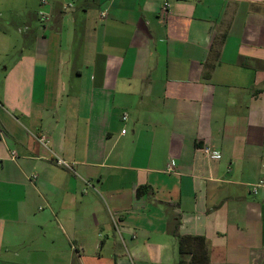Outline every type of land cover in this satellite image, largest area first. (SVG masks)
Wrapping results in <instances>:
<instances>
[{"label":"crops","instance_id":"0c3cea01","mask_svg":"<svg viewBox=\"0 0 264 264\" xmlns=\"http://www.w3.org/2000/svg\"><path fill=\"white\" fill-rule=\"evenodd\" d=\"M30 1L0 0V264H264V0Z\"/></svg>","mask_w":264,"mask_h":264},{"label":"trees","instance_id":"16d2710c","mask_svg":"<svg viewBox=\"0 0 264 264\" xmlns=\"http://www.w3.org/2000/svg\"><path fill=\"white\" fill-rule=\"evenodd\" d=\"M180 237V250H181V254L183 255L186 250L185 248L186 246V239L191 238L189 236H179ZM201 241L200 243V249L202 250V255L199 259H200V263L201 264H207L208 263V255H207V249H206V242H205V238L204 237H198ZM196 260V257L193 258V262ZM184 257H181V263H184Z\"/></svg>","mask_w":264,"mask_h":264},{"label":"built area","instance_id":"2783aa9c","mask_svg":"<svg viewBox=\"0 0 264 264\" xmlns=\"http://www.w3.org/2000/svg\"><path fill=\"white\" fill-rule=\"evenodd\" d=\"M43 2H45V1H43ZM43 16H44V14H43ZM123 118L126 119L127 115H124ZM125 132H126V129H123L122 133L124 134ZM204 151L207 155H213L215 157H219V152L211 150L210 147H205ZM14 156H15V152H13V157ZM58 162L60 164L68 165V162L66 160H63V159H58ZM34 177L36 178L37 175H34ZM262 187H264V178L258 179V181L253 184V191L256 192V191H258L259 188H262Z\"/></svg>","mask_w":264,"mask_h":264},{"label":"rangeland","instance_id":"374dc122","mask_svg":"<svg viewBox=\"0 0 264 264\" xmlns=\"http://www.w3.org/2000/svg\"><path fill=\"white\" fill-rule=\"evenodd\" d=\"M37 0H33L29 2V10H32L31 15L28 16V21L33 27H39L40 21H39V5H36ZM34 8V9H31ZM6 17L1 15L0 16V21H3ZM30 33V31H29Z\"/></svg>","mask_w":264,"mask_h":264}]
</instances>
